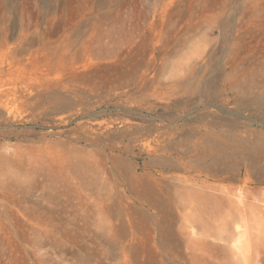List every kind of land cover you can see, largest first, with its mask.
<instances>
[{
	"label": "rangeland",
	"instance_id": "rangeland-1",
	"mask_svg": "<svg viewBox=\"0 0 264 264\" xmlns=\"http://www.w3.org/2000/svg\"><path fill=\"white\" fill-rule=\"evenodd\" d=\"M0 264H264V0H0Z\"/></svg>",
	"mask_w": 264,
	"mask_h": 264
},
{
	"label": "bare ground",
	"instance_id": "bare-ground-1",
	"mask_svg": "<svg viewBox=\"0 0 264 264\" xmlns=\"http://www.w3.org/2000/svg\"><path fill=\"white\" fill-rule=\"evenodd\" d=\"M223 157L224 150L220 151L218 155H215V153L211 155L200 153L197 158L190 159L187 162L188 171L194 173L184 177L185 185L183 184L184 186L182 187L186 191L187 200L185 201L193 203L194 209L201 214L203 213L202 216L199 215V220L201 224L205 223V226L210 223L211 219L217 220V216L221 213L220 203L223 201V196L220 197L218 193H231L232 187L226 191L220 186V181L231 174L230 166L232 160L228 157L227 159L229 160H222ZM201 176L203 178H200ZM209 176H212V182H208ZM165 201L166 198L164 203L167 204L168 200L167 202ZM186 204L187 202H184L185 206Z\"/></svg>",
	"mask_w": 264,
	"mask_h": 264
}]
</instances>
